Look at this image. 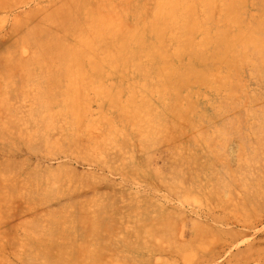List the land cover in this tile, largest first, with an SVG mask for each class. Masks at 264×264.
<instances>
[{"label": "rangeland", "instance_id": "obj_1", "mask_svg": "<svg viewBox=\"0 0 264 264\" xmlns=\"http://www.w3.org/2000/svg\"><path fill=\"white\" fill-rule=\"evenodd\" d=\"M172 1L0 0V264H264V0L151 60ZM63 58L81 105L46 112Z\"/></svg>", "mask_w": 264, "mask_h": 264}, {"label": "bare ground", "instance_id": "obj_2", "mask_svg": "<svg viewBox=\"0 0 264 264\" xmlns=\"http://www.w3.org/2000/svg\"><path fill=\"white\" fill-rule=\"evenodd\" d=\"M179 1L180 0H173L172 2H168L170 4L168 6H170V7L169 8L166 7V9L164 10L165 13L163 12L164 15H161V16L155 15L156 18H154V20L152 22H150V24L147 26V27H150L151 29H154L157 32V36H158L159 40H162V42H163V43L159 44V47H158V44L149 43L146 46L148 48L147 58L153 60V58L157 54L166 53L164 51V49H167L166 48V46H167L166 42L168 40L172 44L176 43V42H174V40H176L178 42L184 43L185 45L187 44L190 47V45L192 43V38H191L192 31L198 26L201 27L202 22L205 24V21L207 20V18L211 17V15H209V14H211L212 10L214 9V7L211 4H213L215 0H199L201 6L203 7V8H200L201 10H198L196 7H193L192 5H190L191 4L190 0H183L184 3H182V4L180 3V5H181L180 7H184L186 5L185 3H188V4L190 3L189 5H187V7H185L186 10L184 8H182V10H181V11H183V13L181 15L183 16V19H185V21H186L185 24L181 23L180 17L177 15L178 10L175 9V7H176L175 5H177ZM165 5H166V3H165ZM225 10L227 11V9H225ZM158 11L159 10H157V12ZM191 11H193V13ZM163 13H161V14H163ZM200 13H202V17H201L202 22L199 19ZM195 15H198V17L196 19H194ZM185 21H183V22H185ZM179 23L181 24V26ZM173 25L174 26H176V25L180 26L182 28V30L179 32H176L174 34L172 32ZM123 40H125V39H123ZM126 41H128V40H126ZM133 45H134V43L132 44V46ZM177 45H179V46L178 47L174 46V48H173L174 52L181 51L182 49H185V46L182 45L183 47H181V45L179 43H177L176 46ZM156 52H160V53H156ZM194 53H196V51ZM197 54L202 55V53H197ZM62 63L64 64L63 66H65V70H64V71H66L65 76L69 78V81H68V84L66 86H64V87L61 86V88L60 87L56 88L53 85L50 87H47L46 89L44 88L46 90V93H47V95H45V96H48V97L44 98L43 95H40V97H41V101H40L41 106L40 107L42 109H44V111H46V112H49L51 110V107H53L55 105H65V106H69L71 108H79V106L81 105V103L78 101V99L74 96V95H77L78 92H81V90H77L76 87L73 86V84H72V81H73L72 77L74 74L72 73L71 65L74 63L70 62V60H68V59H64ZM154 69H155V67L151 61L150 64L143 70H144V73H147V72H153ZM56 72H61V71H56ZM171 72L172 73L170 76L167 75L168 79H167L166 83H167V85L172 86L174 89L177 90V92L175 91V95H179L180 90L182 88L186 87L189 83V81L187 79V75H188L189 70H188V68H187V70L182 69V68H178V69L176 68ZM58 74L59 73H57V75ZM137 102H138V100L136 98H133V100L130 104L132 106V109L130 110V117H144L143 112L139 109H136V107H135ZM132 104H134V106Z\"/></svg>", "mask_w": 264, "mask_h": 264}]
</instances>
